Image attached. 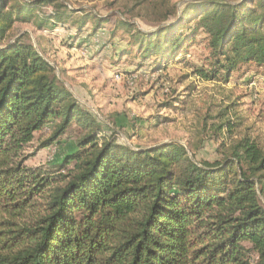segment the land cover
Masks as SVG:
<instances>
[{
    "label": "trees",
    "instance_id": "1",
    "mask_svg": "<svg viewBox=\"0 0 264 264\" xmlns=\"http://www.w3.org/2000/svg\"><path fill=\"white\" fill-rule=\"evenodd\" d=\"M123 7L129 19L86 14L73 25L91 17L96 31L114 26L113 37L122 31L139 59L163 71L200 38L205 58L194 74L204 81L264 68V0H188L180 14L172 0ZM74 14L64 0H0V264H264V139L247 129L222 144L223 159L200 165L177 142L133 150L114 129L106 136L33 44L5 43L16 25L53 30ZM133 19L174 21L145 33ZM243 123L235 115L216 131L232 138ZM74 125V152L51 169L26 166L37 134L52 126L44 149ZM38 199L45 214L14 229L11 219Z\"/></svg>",
    "mask_w": 264,
    "mask_h": 264
},
{
    "label": "rangeland",
    "instance_id": "2",
    "mask_svg": "<svg viewBox=\"0 0 264 264\" xmlns=\"http://www.w3.org/2000/svg\"><path fill=\"white\" fill-rule=\"evenodd\" d=\"M187 1L172 0L178 14ZM64 3L75 12L65 27L38 28L36 21L16 25L5 43L24 36L23 42L33 44L54 68L58 80L105 126L106 136L114 129L117 142L133 150L177 142L185 146L188 156L200 165L223 159L222 144L231 145L247 129L254 137L264 139V68L242 66L228 79H224L222 73L215 82L204 81L194 74L195 68L203 66L205 58L198 38L190 45L188 54L174 60L166 71L154 69L150 67L152 61L143 62L137 57L139 48L130 47V39L124 37L122 31L112 36L110 30L114 26L106 25L96 31L91 17L80 30L73 25L86 14L100 18L109 16L112 21L118 17L129 19L121 15L128 0H64ZM51 12V8H46L43 17ZM173 21L161 25L140 19L131 22L146 33ZM126 50L131 53L124 55ZM234 114L243 118L244 123L232 138H227L226 132L219 134L216 128L227 118L235 119ZM154 117L159 118L157 126ZM51 128L37 134L28 147L31 157L26 166L51 169L76 150L75 141L80 138V132L75 125L60 143L40 149L41 140L49 136ZM57 167L54 170H58ZM41 214H45L43 201L38 199L36 208L17 213L11 219L14 229L15 224L19 229L32 226ZM2 216L3 221L7 220L5 214ZM3 226L0 224V230Z\"/></svg>",
    "mask_w": 264,
    "mask_h": 264
}]
</instances>
